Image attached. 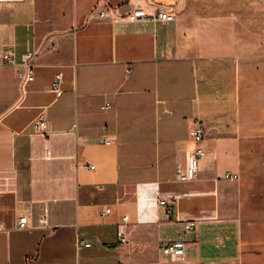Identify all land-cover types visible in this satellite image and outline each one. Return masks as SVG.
I'll return each mask as SVG.
<instances>
[{"label":"crops","instance_id":"crops-1","mask_svg":"<svg viewBox=\"0 0 264 264\" xmlns=\"http://www.w3.org/2000/svg\"><path fill=\"white\" fill-rule=\"evenodd\" d=\"M193 1L0 0V50L36 53L26 88L0 64V264H264V0Z\"/></svg>","mask_w":264,"mask_h":264},{"label":"built area","instance_id":"built-area-1","mask_svg":"<svg viewBox=\"0 0 264 264\" xmlns=\"http://www.w3.org/2000/svg\"><path fill=\"white\" fill-rule=\"evenodd\" d=\"M102 16L104 13L101 14ZM128 23L141 22L142 24L148 23H162L169 24L177 19V14L173 10L168 9H156L153 12H147L145 9L137 8L129 12L126 16ZM36 53L34 51H28L18 57L14 52L3 49L0 50V64H9L17 68L18 76L21 80L22 86H26L35 79V69H36ZM63 72L59 71L53 82L50 85V90L53 91L57 96L63 94ZM110 103H107L104 108H109ZM36 126L38 131L42 133H48V126L46 118L40 115L36 121ZM207 134V127L202 121H197L196 125L191 131V135L197 146L193 152L189 155L187 169L184 170L182 166H178V174L180 179L186 180L195 178L198 175L200 161L205 155V148L203 146V141ZM90 168H94V165H90ZM227 178H236V174H227ZM159 205L168 213L172 214L175 210L174 204L166 198H161L159 200ZM106 211H110L107 209ZM40 222L42 224L47 223V216L44 214L40 217ZM29 225L28 217L26 215L20 217L18 221V227L25 228ZM185 231H193L197 227L196 220H186L183 223ZM80 246H91V242L87 240H80ZM187 242L181 238L177 237L171 239L161 246L162 252L172 260H179L183 258L186 254Z\"/></svg>","mask_w":264,"mask_h":264},{"label":"rangeland","instance_id":"rangeland-1","mask_svg":"<svg viewBox=\"0 0 264 264\" xmlns=\"http://www.w3.org/2000/svg\"><path fill=\"white\" fill-rule=\"evenodd\" d=\"M202 3L206 4L207 7H209V6H212L214 4V0H196L195 5L199 7V4L201 6Z\"/></svg>","mask_w":264,"mask_h":264}]
</instances>
